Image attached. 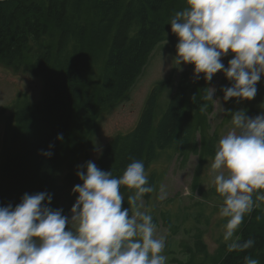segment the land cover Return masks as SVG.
<instances>
[{"label":"trees","instance_id":"16d2710c","mask_svg":"<svg viewBox=\"0 0 264 264\" xmlns=\"http://www.w3.org/2000/svg\"><path fill=\"white\" fill-rule=\"evenodd\" d=\"M184 7L185 0H0V64L44 77V110L60 124L58 133L66 136L61 142L58 136L37 132L35 112L25 93L2 107L0 206L15 207L25 193L47 192L52 196L49 207L62 209L69 217L73 196L78 194L66 192V186L58 184L61 168L66 162L69 170L64 181L69 184L74 175L71 154L88 153L96 147L94 137L103 115L128 96L153 50L173 38L168 22ZM90 41L106 45L102 57ZM205 89L202 86L200 95L188 99L187 70L177 81L174 77L159 81L134 128L109 141L97 162L98 168L119 177L133 160H142L156 189L144 199L154 209L153 222L158 215L171 235L179 234L183 227L189 232L190 222L212 223L222 200L213 187L200 185L198 198L190 205H181L178 196L157 203L158 175L150 170L166 154L169 161L174 155L198 153L197 117ZM234 109L239 110L236 105ZM203 137L205 163L214 156L218 133L209 136L204 132ZM46 151L53 153L51 157L43 155ZM76 178L81 184L77 174ZM121 191L132 194L126 188ZM123 207H128L127 202ZM249 218L239 236L255 239L254 248L229 252L226 242L220 240L215 260L208 256L209 247L198 234L191 250L205 257L195 264H244L245 257L264 264V224L256 212Z\"/></svg>","mask_w":264,"mask_h":264},{"label":"clouds","instance_id":"9594fccd","mask_svg":"<svg viewBox=\"0 0 264 264\" xmlns=\"http://www.w3.org/2000/svg\"><path fill=\"white\" fill-rule=\"evenodd\" d=\"M168 24L178 37L176 65H194V76L203 74L207 82L222 72L231 82L221 88L225 102L255 98L264 76V0H185ZM229 55L225 67L222 58ZM215 92L206 88L203 100L220 105ZM226 115L230 127L209 158V184L222 198L218 214L226 218L221 235L227 251H245L256 241L242 239L237 230L246 215L264 204V111L255 117L243 109ZM78 167L82 183L72 189L78 196L70 218L49 207L47 192L25 193L15 207L0 206V264H167L166 237L156 235L153 216L144 210V196L156 191L144 162L133 160L119 177L93 161ZM121 188L132 190L127 208ZM244 264L259 260L245 257Z\"/></svg>","mask_w":264,"mask_h":264},{"label":"rangeland","instance_id":"374dc122","mask_svg":"<svg viewBox=\"0 0 264 264\" xmlns=\"http://www.w3.org/2000/svg\"><path fill=\"white\" fill-rule=\"evenodd\" d=\"M177 43L178 37L174 34L172 39L167 38L160 43L155 50H153L148 59L147 65L142 70L135 85L129 91L128 96L117 103L111 110L107 111L103 115L104 117L100 120L101 124L94 137V144L96 147L92 148L88 153L76 152L71 154L69 163L72 165L70 170L74 175L69 184L67 181H64V175L67 170H69L67 163H64V167L61 168L60 174L57 178L59 185L66 186V192L72 191L73 187L78 182V179L76 178V173L79 169L78 166H83L88 161H93L97 165L102 150L106 144H108V142L115 136L125 134L134 128L148 95L158 82L168 77H174L175 81H177L179 76L185 70L188 71L190 84L188 99L190 100L191 98H196L200 95L202 86H205V88L213 87L216 89L213 99L219 98L221 106L218 103L203 101L202 110L197 117L200 125V129L196 133V138L199 143L198 153L189 151L184 157L174 155L169 161L166 154L162 161H159L158 163L155 162L150 166V170H155L158 175V190L156 197H158L157 201H159L156 202L160 203L167 198L178 196L181 199V205H190L198 198L196 191L200 185L203 189L209 187L210 178L208 175V161L209 158L213 156L209 157L208 161L204 163L203 155L205 150L203 147V134L205 132V134L210 136V134L217 132L219 138L220 134L230 127V116L226 115V112L228 110L235 111V109L233 110L235 105L239 110H249V113H246V115L250 117H255L264 111V76L261 77V80L256 85L257 94L254 99L237 102L236 98H231L225 102L223 101V92L221 91V88L230 87L231 82L222 72L216 73L210 82L203 79V74H200V78L197 79L194 76V65L183 63L179 66L176 65L174 63V57L176 55L175 46ZM90 44L100 57H102L106 45L93 41H90ZM231 58V55L222 58L225 67H227L228 61ZM98 62L102 65L104 63L102 59H99ZM96 71L99 72L98 67H96ZM43 88V76L33 75L29 71H18L13 67H7L6 65L0 64V110L2 107L11 104L20 94L25 93L29 106L32 107L35 112L37 132L40 135L46 134L58 136V134H60L58 133L60 124L58 125L57 120L52 118L51 115L44 110ZM164 94L167 93H163V96ZM205 105H207L206 110ZM221 107L225 110L224 112ZM3 128L4 118L0 115V152L2 145L1 140L3 139V137H1L3 134ZM62 135L63 139L59 140L64 142L66 136L63 133ZM162 194L164 195V199L159 198ZM77 196H73L74 203ZM127 196L128 195H125L123 205L127 202ZM221 202L222 200L220 203ZM143 204L144 210H147L150 213L154 212V209L150 208L144 198ZM253 212L261 215L262 223L264 224V204L255 208ZM218 213L219 211H216L215 215L211 217L210 220L213 221L212 223L208 224L204 222L202 224H194L193 222H190L187 225V227L190 228L189 232L183 227L179 234H172L173 236L163 225L161 218L157 215L156 235H163L166 237L167 246L165 254L168 257L167 264H195L196 262L204 261L203 258L205 255H195L191 250V246L198 234L202 236L209 247L208 256L217 260L216 251L220 246V240H222L221 225L217 226V222L226 219L220 217ZM249 216L250 215L245 216L244 222L237 230L236 235H239L244 224L250 221L252 217L249 218ZM70 217L71 211L69 212V218Z\"/></svg>","mask_w":264,"mask_h":264},{"label":"flooded vegetation","instance_id":"af4514ba","mask_svg":"<svg viewBox=\"0 0 264 264\" xmlns=\"http://www.w3.org/2000/svg\"><path fill=\"white\" fill-rule=\"evenodd\" d=\"M4 65V64H3ZM7 67H10V66H7Z\"/></svg>","mask_w":264,"mask_h":264}]
</instances>
